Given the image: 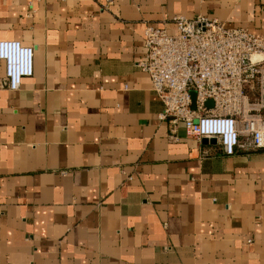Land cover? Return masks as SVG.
I'll return each instance as SVG.
<instances>
[{"label":"crops","instance_id":"1","mask_svg":"<svg viewBox=\"0 0 264 264\" xmlns=\"http://www.w3.org/2000/svg\"><path fill=\"white\" fill-rule=\"evenodd\" d=\"M197 16L264 35V0H0L34 50L0 86V264H264V150L171 131L136 67L146 26Z\"/></svg>","mask_w":264,"mask_h":264},{"label":"built area","instance_id":"2","mask_svg":"<svg viewBox=\"0 0 264 264\" xmlns=\"http://www.w3.org/2000/svg\"><path fill=\"white\" fill-rule=\"evenodd\" d=\"M175 33L146 26L144 59L136 67L150 79L171 131L178 123L196 140L215 139L226 156L238 151L264 150V126L254 119L237 120L246 112L249 91L254 105L264 108V35L228 28L217 20L197 16L172 19ZM32 47L0 41L4 76L0 86L19 90L33 75ZM211 102L212 107H207Z\"/></svg>","mask_w":264,"mask_h":264},{"label":"water","instance_id":"3","mask_svg":"<svg viewBox=\"0 0 264 264\" xmlns=\"http://www.w3.org/2000/svg\"><path fill=\"white\" fill-rule=\"evenodd\" d=\"M206 106L207 107H212V103L211 102H208ZM202 143L203 144H208L209 143V144L214 145V144H216V141H215V139H211V140L203 139L202 140Z\"/></svg>","mask_w":264,"mask_h":264}]
</instances>
